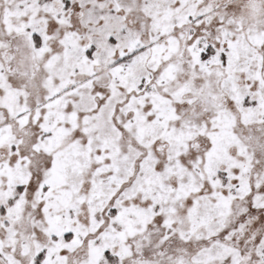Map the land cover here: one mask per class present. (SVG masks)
I'll list each match as a JSON object with an SVG mask.
<instances>
[{
    "label": "snow or ice",
    "instance_id": "6c2138e0",
    "mask_svg": "<svg viewBox=\"0 0 264 264\" xmlns=\"http://www.w3.org/2000/svg\"><path fill=\"white\" fill-rule=\"evenodd\" d=\"M0 264H264V0H0Z\"/></svg>",
    "mask_w": 264,
    "mask_h": 264
}]
</instances>
